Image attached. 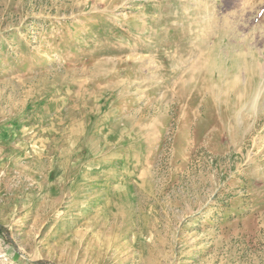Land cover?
Masks as SVG:
<instances>
[{
    "label": "rangeland",
    "instance_id": "rangeland-1",
    "mask_svg": "<svg viewBox=\"0 0 264 264\" xmlns=\"http://www.w3.org/2000/svg\"><path fill=\"white\" fill-rule=\"evenodd\" d=\"M0 264H264V0H0Z\"/></svg>",
    "mask_w": 264,
    "mask_h": 264
},
{
    "label": "bare ground",
    "instance_id": "bare-ground-1",
    "mask_svg": "<svg viewBox=\"0 0 264 264\" xmlns=\"http://www.w3.org/2000/svg\"><path fill=\"white\" fill-rule=\"evenodd\" d=\"M231 64H233V63H231ZM211 67V66H210ZM210 67L208 68V69H210ZM212 68V67H211ZM232 69H233V67H232V65L230 66V68H229V70H228V72H226L225 74H220V75H218V76H224V75H231V73L230 72H232ZM213 70V69H212ZM211 70V71H212ZM219 70H217V72H218ZM209 72H210V70H209ZM214 72V71H213ZM220 72V71H219Z\"/></svg>",
    "mask_w": 264,
    "mask_h": 264
}]
</instances>
